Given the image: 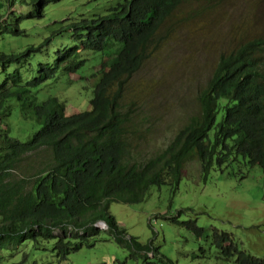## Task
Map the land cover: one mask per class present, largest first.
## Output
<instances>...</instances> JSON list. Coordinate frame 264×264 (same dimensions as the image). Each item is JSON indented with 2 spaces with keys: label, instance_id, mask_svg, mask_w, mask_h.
Instances as JSON below:
<instances>
[{
  "label": "trees",
  "instance_id": "16d2710c",
  "mask_svg": "<svg viewBox=\"0 0 264 264\" xmlns=\"http://www.w3.org/2000/svg\"><path fill=\"white\" fill-rule=\"evenodd\" d=\"M28 1L31 8L24 16L12 13L9 22H0V37L23 35L18 26L23 18H42L46 4L60 0ZM182 1L123 0L102 15L60 21L64 25L36 46L0 52V244L19 246L29 240L46 249L45 244L53 241L51 251L62 262L82 247H93L101 233L94 224L102 222L131 259L174 264L151 242L128 236L109 213L110 204H138L152 187L166 185L174 192L184 165L193 159L203 179L214 168L223 171L234 163L264 171V35L220 55L197 94L198 112L162 151L142 163L131 159L120 109L123 84L140 68L148 46ZM13 3L8 0V7ZM63 32L72 39L67 48L56 49L51 63H38L35 76L25 81L21 67ZM83 52L104 53L88 109L66 114L65 105L55 97L38 102L34 90L57 74L79 70L86 62ZM8 99L17 101L23 119L40 125L26 142L9 137L3 129ZM25 160L30 163L18 173ZM161 219L183 227L196 240L204 238L215 249L216 259L264 264V258L247 256L226 232L208 234L191 219ZM198 250L203 252L201 246Z\"/></svg>",
  "mask_w": 264,
  "mask_h": 264
},
{
  "label": "rangeland",
  "instance_id": "374dc122",
  "mask_svg": "<svg viewBox=\"0 0 264 264\" xmlns=\"http://www.w3.org/2000/svg\"><path fill=\"white\" fill-rule=\"evenodd\" d=\"M0 0V22H9L30 10L28 0ZM123 0H60L48 2L42 18H23L18 26L23 35L0 37V52L18 53L38 45L63 26L62 20L102 15ZM68 19V20H67ZM55 35V34H54ZM264 35V0H183L172 12L147 48L140 68L124 81L120 109L125 117L126 140L131 159L142 163L162 151L191 115L198 112L197 94L211 77L220 55ZM68 32L52 37L41 52L34 53L21 67L24 80L35 76L38 63H51L55 50L66 49ZM70 46H73L71 43ZM104 53L83 52L85 64L75 73L57 74L34 90L38 102L55 97L66 114L88 109L92 88ZM110 56H107L108 59ZM1 81V80H0ZM115 86L111 89L113 91ZM9 113L3 126L6 134L21 142L38 131L34 119H23L15 99H8ZM223 110L217 116L220 120ZM213 130L210 132V136ZM34 161L32 165H36ZM25 160L18 170L22 173ZM214 168L203 179L196 159L187 162L177 189L152 187L138 204L111 203L109 213L128 236L151 242L174 264H235L215 258V249L205 239L196 240L183 227L161 219L195 220L208 231L231 235L247 256L264 258V171L234 163ZM187 210L177 215V211ZM95 237L93 247H82L58 262L51 251L36 248L27 240L19 246L0 244V264H141L117 245L105 232ZM202 247L203 252L198 248ZM157 264H160L157 262Z\"/></svg>",
  "mask_w": 264,
  "mask_h": 264
},
{
  "label": "clouds",
  "instance_id": "9594fccd",
  "mask_svg": "<svg viewBox=\"0 0 264 264\" xmlns=\"http://www.w3.org/2000/svg\"><path fill=\"white\" fill-rule=\"evenodd\" d=\"M94 226H95L96 228H100V229L103 228V229H106L104 223H102V222H97L96 224H94Z\"/></svg>",
  "mask_w": 264,
  "mask_h": 264
}]
</instances>
